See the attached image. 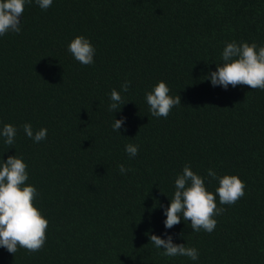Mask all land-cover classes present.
Here are the masks:
<instances>
[{
  "label": "trees",
  "instance_id": "16d2710c",
  "mask_svg": "<svg viewBox=\"0 0 264 264\" xmlns=\"http://www.w3.org/2000/svg\"><path fill=\"white\" fill-rule=\"evenodd\" d=\"M20 26L0 36V129L17 128L13 145L0 137V163L24 158L49 226L42 250L0 247V264H264V90L207 79L227 43L264 46V0H53L47 10L32 0ZM79 35L95 46L91 65L68 51ZM161 80L181 96L167 118L145 99ZM127 81L125 105L109 111ZM26 123L47 138L35 143ZM129 143L139 146L132 158ZM186 164L213 193L210 168L246 182L234 205L217 195L225 211L211 233L183 219L165 227ZM149 233L199 259L160 255Z\"/></svg>",
  "mask_w": 264,
  "mask_h": 264
},
{
  "label": "clouds",
  "instance_id": "9594fccd",
  "mask_svg": "<svg viewBox=\"0 0 264 264\" xmlns=\"http://www.w3.org/2000/svg\"><path fill=\"white\" fill-rule=\"evenodd\" d=\"M35 2L43 10H47L53 4V0ZM31 3L32 0H0V36L9 32L16 34L21 32V17L25 5ZM68 51L83 65L94 63L95 46L83 35L76 36L70 42ZM221 55L223 63L216 64L217 70L210 71L207 76L213 86H223L227 89L229 85L232 87L245 85L253 90H264V46H258L255 42L238 44L233 41L227 43ZM130 85L131 81H127L121 85V91L116 89L111 91L109 111L115 113L120 111V106L124 104L121 92H127ZM170 92L167 82L161 80L146 93L145 99L152 116L167 118L174 107L181 105V96L170 95ZM123 122L115 119L113 130L120 133ZM23 130L35 143L47 138V128L34 132L32 125L26 123ZM16 135L17 128L10 123L0 129V137H3L4 143L9 146L15 143ZM125 151L130 158L135 157L138 155L139 146L129 143L125 146ZM27 168L24 158L18 155L9 156L6 161L0 163V247L6 248L12 254H15L18 248H24L30 253L38 252L47 241L49 220L36 206L38 189L26 183L29 180ZM119 170L126 174L130 169L121 164ZM207 175L219 181L215 193L208 190L205 178L194 172L190 164L184 166L182 173L175 179L174 196L164 211L166 216L164 224L167 229L178 225L183 219L184 222H191L193 231L203 230L211 233L218 223L215 217L225 211V208L218 207L217 195L220 205H234L245 196L246 182L238 175L218 177L211 168L208 169ZM148 235L150 243L157 250L163 249L159 253L162 256L188 257L193 261L199 259L197 248L173 243L171 235L166 234V239L151 233Z\"/></svg>",
  "mask_w": 264,
  "mask_h": 264
}]
</instances>
